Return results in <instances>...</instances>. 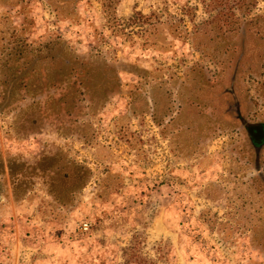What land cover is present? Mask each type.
Listing matches in <instances>:
<instances>
[{
  "label": "rangeland",
  "instance_id": "1",
  "mask_svg": "<svg viewBox=\"0 0 264 264\" xmlns=\"http://www.w3.org/2000/svg\"><path fill=\"white\" fill-rule=\"evenodd\" d=\"M67 3L0 0V264H264V0Z\"/></svg>",
  "mask_w": 264,
  "mask_h": 264
},
{
  "label": "trees",
  "instance_id": "2",
  "mask_svg": "<svg viewBox=\"0 0 264 264\" xmlns=\"http://www.w3.org/2000/svg\"><path fill=\"white\" fill-rule=\"evenodd\" d=\"M51 5L54 6L55 10L59 12V10H62L63 8L67 9V2L68 0H49ZM60 5V7H59ZM68 49V46L66 42L60 37V35H50L47 37V39L38 44L36 47V52H32L31 57L27 59L26 62H20V64L23 67L32 66L33 64H36L41 58L44 57L42 54L43 51L46 52L50 57L54 58L55 56L57 58L61 59V62L63 64V69L65 66V69L68 67V65L72 62L71 58L63 56L62 53H64ZM30 51H34L33 49ZM81 65L80 63H76L72 66L73 69H75L76 74H80V70H76L77 67ZM83 66V65H82ZM84 67V66H83ZM84 69H87L84 67Z\"/></svg>",
  "mask_w": 264,
  "mask_h": 264
},
{
  "label": "flooded vegetation",
  "instance_id": "3",
  "mask_svg": "<svg viewBox=\"0 0 264 264\" xmlns=\"http://www.w3.org/2000/svg\"><path fill=\"white\" fill-rule=\"evenodd\" d=\"M240 117L241 115H238L237 119L240 120ZM242 126L246 130V135L251 145L256 150L258 146L264 144V118L247 119Z\"/></svg>",
  "mask_w": 264,
  "mask_h": 264
},
{
  "label": "built area",
  "instance_id": "4",
  "mask_svg": "<svg viewBox=\"0 0 264 264\" xmlns=\"http://www.w3.org/2000/svg\"><path fill=\"white\" fill-rule=\"evenodd\" d=\"M88 227H89V224H88V222H86V221H83V222L81 223V229H82V230H87V229H88Z\"/></svg>",
  "mask_w": 264,
  "mask_h": 264
}]
</instances>
